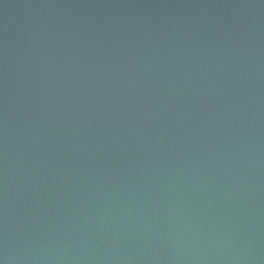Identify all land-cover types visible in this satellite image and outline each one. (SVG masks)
<instances>
[{"label":"water","instance_id":"obj_1","mask_svg":"<svg viewBox=\"0 0 264 264\" xmlns=\"http://www.w3.org/2000/svg\"><path fill=\"white\" fill-rule=\"evenodd\" d=\"M0 264H264V0H0Z\"/></svg>","mask_w":264,"mask_h":264}]
</instances>
